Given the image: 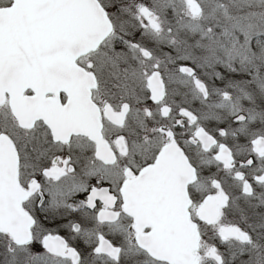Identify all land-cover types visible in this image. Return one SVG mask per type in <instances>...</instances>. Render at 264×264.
Listing matches in <instances>:
<instances>
[{
	"label": "snow or ice",
	"instance_id": "obj_1",
	"mask_svg": "<svg viewBox=\"0 0 264 264\" xmlns=\"http://www.w3.org/2000/svg\"><path fill=\"white\" fill-rule=\"evenodd\" d=\"M0 264H264V0H0Z\"/></svg>",
	"mask_w": 264,
	"mask_h": 264
}]
</instances>
